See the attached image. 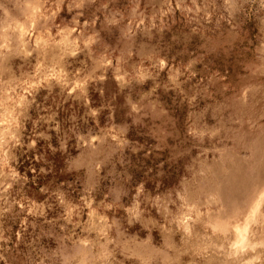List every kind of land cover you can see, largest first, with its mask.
I'll return each instance as SVG.
<instances>
[{"label":"rangeland","instance_id":"rangeland-1","mask_svg":"<svg viewBox=\"0 0 264 264\" xmlns=\"http://www.w3.org/2000/svg\"><path fill=\"white\" fill-rule=\"evenodd\" d=\"M12 261L264 264V0H0Z\"/></svg>","mask_w":264,"mask_h":264},{"label":"trees","instance_id":"trees-1","mask_svg":"<svg viewBox=\"0 0 264 264\" xmlns=\"http://www.w3.org/2000/svg\"><path fill=\"white\" fill-rule=\"evenodd\" d=\"M29 238H30V237H29ZM12 248H13L14 253L20 250L18 247L15 246L14 243L12 244ZM17 256H19V255H17V253H16V257H17ZM12 264H15V263H13V261H12Z\"/></svg>","mask_w":264,"mask_h":264}]
</instances>
